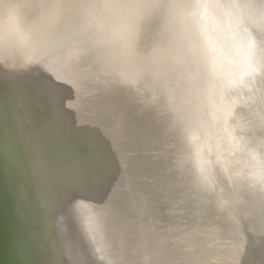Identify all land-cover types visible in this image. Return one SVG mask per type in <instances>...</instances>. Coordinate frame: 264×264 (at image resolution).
I'll use <instances>...</instances> for the list:
<instances>
[{"label": "water", "instance_id": "obj_1", "mask_svg": "<svg viewBox=\"0 0 264 264\" xmlns=\"http://www.w3.org/2000/svg\"><path fill=\"white\" fill-rule=\"evenodd\" d=\"M0 264H264V0H0Z\"/></svg>", "mask_w": 264, "mask_h": 264}]
</instances>
